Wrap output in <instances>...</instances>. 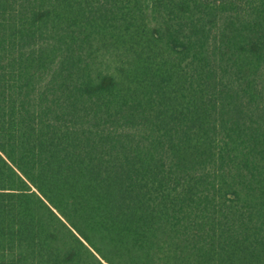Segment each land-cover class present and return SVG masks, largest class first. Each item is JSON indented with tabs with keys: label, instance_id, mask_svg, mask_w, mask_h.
<instances>
[{
	"label": "trees",
	"instance_id": "1",
	"mask_svg": "<svg viewBox=\"0 0 264 264\" xmlns=\"http://www.w3.org/2000/svg\"><path fill=\"white\" fill-rule=\"evenodd\" d=\"M0 264H264V0H0Z\"/></svg>",
	"mask_w": 264,
	"mask_h": 264
}]
</instances>
